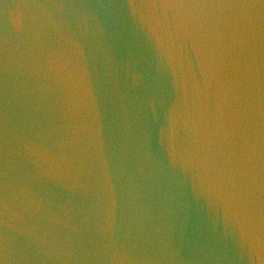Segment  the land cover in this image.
Wrapping results in <instances>:
<instances>
[{
  "label": "water",
  "instance_id": "water-1",
  "mask_svg": "<svg viewBox=\"0 0 264 264\" xmlns=\"http://www.w3.org/2000/svg\"><path fill=\"white\" fill-rule=\"evenodd\" d=\"M0 264H264V0H0Z\"/></svg>",
  "mask_w": 264,
  "mask_h": 264
}]
</instances>
